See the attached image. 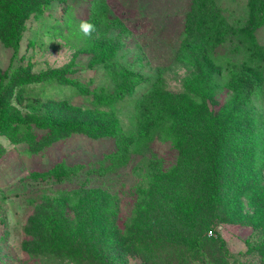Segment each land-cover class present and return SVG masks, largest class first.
<instances>
[{
	"label": "rangeland",
	"instance_id": "rangeland-1",
	"mask_svg": "<svg viewBox=\"0 0 264 264\" xmlns=\"http://www.w3.org/2000/svg\"><path fill=\"white\" fill-rule=\"evenodd\" d=\"M257 1L0 0V264H57L51 261H57L53 252L66 254L67 247L54 242H68L81 231L62 225L52 234L48 225L59 208L61 220L73 209L75 222L94 203L95 215L116 224L106 231L118 229L119 236L131 237L120 251L139 249L149 256V263L169 264L181 256L194 264L219 260L213 240H223L231 264H260L247 244L252 227L226 221L217 220L200 234L203 253H192L189 243L158 244L159 236L172 231L199 235L200 217L219 218L207 198L212 155L201 153L193 160L186 156L178 168L182 161L174 149L175 134L157 130L145 138L149 126L142 119L147 116H135L136 98L146 90V105L155 100L153 92L185 97L198 89L197 95H206L210 111L230 110L236 101L231 73L242 65L253 67L264 84V25L254 14ZM190 16L205 17L204 35L186 27ZM82 21L95 26L90 36L81 32ZM215 27L222 31L218 40L211 37H217ZM106 36L118 43V60L126 72L116 80L108 78L95 50ZM211 41L215 44L209 49ZM129 71L140 73L143 83L136 95L113 106L111 117V108L104 109L100 99L128 83ZM202 97L195 101L200 103ZM243 98L245 114L257 120H239L248 130L244 136L249 141L262 134V144L264 89L251 99L245 94ZM66 103L74 109L101 111L106 114L101 126L118 121V127L133 137L126 142L114 129L100 138L71 134L52 142V134L75 111L49 124L39 118ZM256 153L261 169L264 147ZM58 169L71 172V177L56 180ZM64 196L72 206L57 202ZM40 224L46 228L45 247L36 235ZM63 264L72 262L64 259ZM127 264L142 262L132 255Z\"/></svg>",
	"mask_w": 264,
	"mask_h": 264
},
{
	"label": "trees",
	"instance_id": "trees-1",
	"mask_svg": "<svg viewBox=\"0 0 264 264\" xmlns=\"http://www.w3.org/2000/svg\"><path fill=\"white\" fill-rule=\"evenodd\" d=\"M257 5L258 7L254 14L258 18L259 23L264 25V0H258ZM190 17L191 19L188 21L186 27H191L193 30L204 35L205 32L202 26L206 27L205 17ZM212 30L213 34H216L217 37L209 35L213 39L218 40V36H222V31L216 29V27ZM214 44L211 41L209 49L214 47ZM96 47L97 55L101 56L98 62L106 68L108 78L116 80V77L123 76L126 73L123 65L118 60V43H114L112 39L106 36L101 39ZM128 75L130 77L128 83L120 86L115 94H108L100 99L102 102L101 106L104 109L110 110L111 108V113L109 114L111 117L115 115L113 106H117L118 103L125 101L128 96L131 97L134 93L136 95L137 89L143 83L144 79L140 73L129 71ZM231 77L233 80L232 92L236 101L230 110L225 111V109H220L217 111L212 109L210 111L206 95L204 97H202V93L197 95L198 89L194 90V94L188 93L185 97L180 95L173 96L168 93L155 95L153 92L152 95L155 97V100L149 102L150 105H146L144 103L148 102L150 97V95H147L149 90H146V93L141 98H136L135 103L138 104L135 106V116L137 119L147 116L142 119L143 124L145 123L149 126V129L145 132V138L149 137L151 133L154 136L157 130H161V133L169 131L175 134L174 149L177 150L179 158L182 161L178 168H181L183 162L187 161L186 156L191 157L193 160L200 156L201 153L212 155L211 177L207 182L209 186L207 198L211 211H218L219 218L211 220L208 219L209 217H200L199 219L198 216L193 215L197 219L196 222H198V219V223L201 222L199 235H190L186 229L183 231H172L169 234L163 235V238L159 236L161 239H159L158 244H162V242L174 244L189 243L192 253L193 251L203 253L204 247L200 240V234L209 228L210 225L215 224L217 220L221 222L226 221L229 224L252 227L253 234L251 240L247 241L249 251L259 258L260 264H264V167L259 168L256 153V149L260 150V148L264 147V143L260 144L258 142L262 138V134L259 133H256V136H251L248 141L247 137L244 136L248 134L247 127L239 121L246 122L247 120L251 123H257L256 119L245 114L246 100L243 96L245 94L246 98L251 99L258 90L260 92L263 91L264 84L261 82L258 72L248 65L237 67L235 72L231 73ZM58 78L62 79L61 76ZM41 81H45L43 76H41ZM215 95L216 90L214 91V97ZM197 97H202L204 100L199 103L195 101ZM1 99L2 97L0 96ZM56 109L46 112L47 115L42 114V117L39 118L44 121L42 124L54 123L55 119H59L62 114L68 115V112H75L66 117L64 126L57 129V134H52V138L49 137L52 142H56L60 137L63 138L71 134H85L93 138H100L110 133L113 134L114 129L116 130L114 134L117 133L116 136L124 138L126 142H128L130 137H133L122 130L120 126L118 127V121L113 126L110 122H106L101 126V121H104V116H106L101 111L74 109L67 103L59 105ZM236 121L240 123H235ZM58 122H61V120ZM259 123L264 126V120ZM2 126L3 122L0 118V127ZM250 127L252 128V125ZM181 128L184 131L182 134L179 131ZM110 130L112 131L110 132ZM191 132L193 133L192 135ZM225 156L228 159H224ZM224 173L226 177H223ZM71 174V172L68 174L60 173L58 169L55 178L56 180H67L71 177ZM56 200L58 203L72 206L67 196L63 197V201ZM88 202L92 203L93 200L88 199ZM96 206L97 203H94L85 211H81V217L75 222L71 218L73 209L61 220L63 213L59 208V214L52 220L54 222L48 225L52 228V234H55L54 231L63 225L71 232H74L75 229L76 231L80 230L81 235L78 232L76 233V237L68 242H65L61 238L54 242H58V246L67 247V251L66 254L63 251L53 252V256L57 258V261H51L57 264H63L64 259H70L72 264H127L128 257L135 255L140 258L142 264H153L149 263V256H146L139 249L136 251L132 249L120 251L122 243L130 240L131 237L119 236L118 229L106 231L107 227H115L116 224L113 221L107 222L108 218L105 216L95 215L93 211ZM153 212L155 211H151V213ZM43 226L39 225L40 229L36 235L40 239L43 238L39 245L45 247L43 241L47 235L46 228H43ZM173 234L177 235L172 236ZM213 242H215L213 246L217 245L215 253H217L219 260L212 258L203 264H231L227 257L225 246L222 243L224 241L213 240ZM44 254L50 253L45 252ZM169 264L194 263L189 261V258L181 256L170 260Z\"/></svg>",
	"mask_w": 264,
	"mask_h": 264
},
{
	"label": "clouds",
	"instance_id": "clouds-1",
	"mask_svg": "<svg viewBox=\"0 0 264 264\" xmlns=\"http://www.w3.org/2000/svg\"><path fill=\"white\" fill-rule=\"evenodd\" d=\"M80 30L85 36H90L91 33L95 30V26L92 23L87 21H82L80 23Z\"/></svg>",
	"mask_w": 264,
	"mask_h": 264
}]
</instances>
